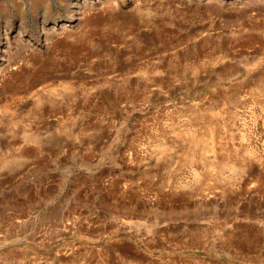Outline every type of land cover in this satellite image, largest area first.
I'll return each instance as SVG.
<instances>
[{
    "label": "rangeland",
    "instance_id": "obj_1",
    "mask_svg": "<svg viewBox=\"0 0 264 264\" xmlns=\"http://www.w3.org/2000/svg\"><path fill=\"white\" fill-rule=\"evenodd\" d=\"M117 1L0 0V264H264V0Z\"/></svg>",
    "mask_w": 264,
    "mask_h": 264
},
{
    "label": "bare ground",
    "instance_id": "obj_2",
    "mask_svg": "<svg viewBox=\"0 0 264 264\" xmlns=\"http://www.w3.org/2000/svg\"><path fill=\"white\" fill-rule=\"evenodd\" d=\"M95 1V0H94ZM112 1V0H111ZM115 1H117V0H115ZM123 1H125V0H123ZM200 0H198V2H199ZM204 1V0H203ZM210 5H208L207 6V8H211L212 7V5L214 4V2L216 1V2H218V3H221L222 2V0H206ZM118 2V1H117ZM115 3V2H114ZM120 3V2H119ZM201 3V2H200ZM140 6V5H139ZM142 6V5H141ZM145 6V5H144ZM136 9H137V6L135 7ZM149 8V7H148ZM147 8V9H148ZM146 9V8H145ZM137 10H139V9H137ZM141 10V9H140ZM145 11H147V10H145ZM55 25H53L52 27H54ZM3 31H5V30H3ZM44 31V30H43ZM203 32V31H202ZM8 35V34H7ZM6 40H8L7 39V37H6ZM217 57V56H216ZM214 59H216L215 57H214ZM221 59V58H220ZM203 61V60H202ZM216 61V60H215ZM214 61V62H215ZM201 62V61H200ZM213 61H211V63H214ZM248 62H250V61H248ZM210 63V62H209ZM245 63V62H244ZM242 64V63H241ZM201 65V64H200ZM221 65V64H220ZM45 87L43 86V88L42 89H44ZM46 91V90H45ZM49 93H50V91L49 90H47ZM211 124V123H210ZM30 134V133H29ZM209 135V134H208ZM29 136V135H28ZM209 137H210V135H209ZM211 138V137H210ZM207 140V139H206ZM206 145V144H205ZM205 148V147H204ZM210 150V149H209ZM225 150V149H224ZM225 157V156H224ZM216 158V157H215ZM225 160V159H224ZM230 160V159H229ZM225 163V162H224ZM227 163V162H226ZM228 164V163H227ZM234 164V163H233ZM223 165V164H222ZM232 165V164H231ZM233 168V167H232ZM234 170V169H233ZM213 173V172H212ZM211 173V174H212ZM202 181V180H201ZM202 184V183H201ZM199 186H201V185H199ZM198 189V188H197Z\"/></svg>",
    "mask_w": 264,
    "mask_h": 264
}]
</instances>
